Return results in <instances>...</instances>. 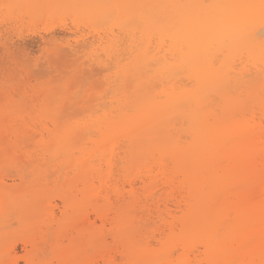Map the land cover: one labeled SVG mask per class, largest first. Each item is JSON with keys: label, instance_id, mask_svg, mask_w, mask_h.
<instances>
[{"label": "bare ground", "instance_id": "1", "mask_svg": "<svg viewBox=\"0 0 264 264\" xmlns=\"http://www.w3.org/2000/svg\"><path fill=\"white\" fill-rule=\"evenodd\" d=\"M43 5L42 11L52 9ZM92 5L97 15L106 13L95 0ZM128 5L141 35L139 44L133 41L137 48L117 108L100 110L102 116L95 109L75 113L72 102L70 113L51 105L40 113L22 110V123L17 118L11 123L6 117L13 113H5L0 124V170L77 171L81 187L73 233L61 220L34 215L43 205L34 197L39 201L43 190L0 187V223L12 198L21 224L38 231L23 239L30 246L25 264H50L48 256L57 264H82L88 248L78 246V238L98 242L109 231L134 239L149 228L141 220V194L151 199L160 188L166 193L159 195L164 208L156 204L163 211L160 227L182 238L183 251L173 259L164 250L128 249L130 264H187L191 239L203 240L206 264H264V72L249 79L231 76V62L239 56L264 67V0H128ZM256 106L261 118L251 122L247 114ZM26 195L32 197L28 202ZM9 239L0 238V264H7L2 246ZM10 256L9 264H17Z\"/></svg>", "mask_w": 264, "mask_h": 264}, {"label": "rangeland", "instance_id": "2", "mask_svg": "<svg viewBox=\"0 0 264 264\" xmlns=\"http://www.w3.org/2000/svg\"><path fill=\"white\" fill-rule=\"evenodd\" d=\"M92 1L0 0V124L3 123L4 117L8 112L13 113L6 117L10 119L11 123L14 124L16 118L20 121L19 123H22L20 116H25L27 113L25 110L28 112L29 110L30 112L36 110L40 113V111L49 109L51 105L54 111L61 110L70 113L74 109L72 106L73 109L70 110L73 102V105L76 108L78 107L77 111L74 109L75 113L85 110L91 111V109L93 113L95 109L94 112L98 115L103 114L104 111L110 112L111 106L112 108L119 106L116 99L125 94L123 82L125 77H127L126 70L131 67L136 44L140 43L141 28H138L136 22H134L135 17L132 11L126 9V6H129L128 0H95L101 4L99 5L100 8L106 9L104 15L96 14ZM204 1L212 3L219 0ZM44 3V7L48 9L51 7L52 9L49 11L47 9L46 11L40 10V5ZM136 27L139 31L136 30ZM133 41L136 43L135 46ZM153 41L151 42L152 50L156 46V40L153 39ZM231 64V76L235 77V79L240 77L249 79V77L251 78L264 72V67L261 64L254 63L244 56L235 58ZM239 75L240 77L238 78ZM99 83L101 84L99 85ZM98 96L99 98H97ZM107 101L109 102L108 107L105 105ZM257 107H254L256 110L253 113L249 112L247 114V118L249 117L248 119L251 122L253 120L258 121L261 118L260 110ZM22 110L26 113L20 115L19 112ZM27 121L30 120L27 118ZM15 170L14 168L0 170V187L5 188L6 191L19 189L25 193H30L31 191L36 193L43 190L44 193L41 194H44V197L39 199V201H37L38 198L36 196L34 197L36 198L34 202L43 204L41 207L43 210L36 207L38 212L36 211L34 215L37 218L46 215L52 223L57 222L56 220H61L62 224H66V231L69 234L73 233L70 223L75 220V205L79 196V188L81 187V183L76 180L77 171L75 173V171L70 170V174L69 172H63V174L56 171L52 172V174L44 172L35 174L33 172L29 173L30 171L25 173V171L18 172ZM140 183L138 181L137 186ZM7 186L8 189L6 188ZM126 186L129 187L128 185ZM9 187L11 188L9 189ZM161 191L162 193L164 192V190L159 188L157 195L151 197V199H147V196L141 194L139 211L141 210V217L145 218V220H141L143 224L148 221L146 223H148L149 228L143 227L142 233L138 232L135 236L136 238L134 237V239L130 240L128 236H125L123 237L125 239H123L109 231L104 233L110 235L106 236L103 234L105 236H101L100 238L102 239L98 237L100 239L98 242H94L93 239L88 241L83 239L84 241H82L81 238H78L75 241L77 245L84 243L88 248L87 257L82 264H111L110 257L115 264H130L127 260L128 251L131 249L137 250L139 249L138 247H140V251L144 249L158 253L162 250L166 251V253L168 251L171 256L174 254V257H171L173 259L180 256L183 251L182 238L177 234L170 235V232H167L169 231L167 228L161 229L160 227L162 223L160 220L163 214V211L160 212V210L164 208L161 198H164L166 194L163 193L162 197L159 196ZM61 194L66 198L65 203ZM28 196L26 195L23 201L28 202L32 198ZM1 200H3V197L0 198ZM9 203L8 214L2 218V224L0 223V233L2 234V236L0 234V238L2 239L3 235L7 234L10 237L9 242H7L9 245L6 244L8 247L6 245L2 246V251L4 249L8 250L3 253L2 259L9 264L12 253L17 264H25V255L30 246L25 245L23 239L26 236L37 234L38 231H34V226H23L21 224L22 219L15 215L18 210L15 201L10 198ZM159 203L162 204L160 210L158 205H156ZM170 206L172 205L170 204ZM37 225L39 226L40 224ZM145 229L149 230V232L143 233L147 232ZM152 231L155 232L152 233ZM70 237L73 238L72 236ZM63 240L64 245L68 244V238ZM142 240L144 241L141 244ZM191 240L188 242V253L190 254L187 264H206L205 257H203L205 256L203 240L197 239V241L193 239L194 241L192 240V242ZM90 241H93V243ZM127 244L131 247L127 248ZM11 247V251L14 253L11 251L9 253ZM97 249L98 251L101 250L102 253L103 251L105 252L103 254L96 252ZM95 252L99 253L95 254L96 257L94 256ZM48 258L47 260L50 264L58 263L57 258L50 256Z\"/></svg>", "mask_w": 264, "mask_h": 264}]
</instances>
